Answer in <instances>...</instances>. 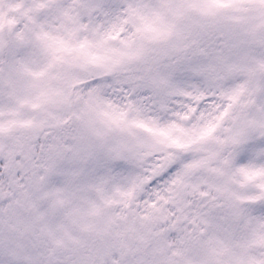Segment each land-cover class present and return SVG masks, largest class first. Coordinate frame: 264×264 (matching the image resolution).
I'll return each instance as SVG.
<instances>
[{"label": "snow or ice", "instance_id": "6c2138e0", "mask_svg": "<svg viewBox=\"0 0 264 264\" xmlns=\"http://www.w3.org/2000/svg\"><path fill=\"white\" fill-rule=\"evenodd\" d=\"M0 264H264V0H0Z\"/></svg>", "mask_w": 264, "mask_h": 264}]
</instances>
